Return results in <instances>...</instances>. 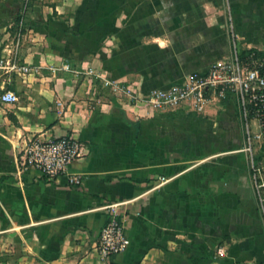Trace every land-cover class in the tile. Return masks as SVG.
<instances>
[{
    "label": "crops",
    "instance_id": "obj_1",
    "mask_svg": "<svg viewBox=\"0 0 264 264\" xmlns=\"http://www.w3.org/2000/svg\"><path fill=\"white\" fill-rule=\"evenodd\" d=\"M27 21L29 71L0 83L18 96L0 103V264H264L245 151L257 121L233 95L199 114L133 99L235 52L264 53V0H34ZM12 43L0 19V55ZM67 134L83 145L68 167L81 186L20 165L29 139ZM108 205L129 245L102 259Z\"/></svg>",
    "mask_w": 264,
    "mask_h": 264
},
{
    "label": "built area",
    "instance_id": "obj_2",
    "mask_svg": "<svg viewBox=\"0 0 264 264\" xmlns=\"http://www.w3.org/2000/svg\"><path fill=\"white\" fill-rule=\"evenodd\" d=\"M31 0H23L19 21L12 35V47L0 55V83L12 74L27 73L29 68L22 65L19 54L20 41L27 31L26 21L28 5ZM63 69L69 70V64ZM113 91L123 92V86L111 82ZM128 92V90L126 91ZM236 98L238 109L246 121L254 120L259 131L246 133L247 146L252 162L255 192L259 201L264 227V175L263 167L255 160V146L264 143V58L253 54L246 59L235 52L231 57L217 60L207 70L193 72L179 82L165 88L153 89L142 96H133L136 101L146 103L153 110H187L199 114L204 111L213 96ZM18 96L11 90L1 88L0 103L13 104ZM58 106L62 103L57 102ZM83 156V145L73 135H64L43 140L33 137L28 140L20 156V165L37 170L41 177L54 181L66 174L68 184L79 187L83 183L82 175L68 173V167ZM109 218L102 228L96 251L100 258L108 259L121 253L129 245L125 226L120 219L116 205H108Z\"/></svg>",
    "mask_w": 264,
    "mask_h": 264
},
{
    "label": "rangeland",
    "instance_id": "obj_3",
    "mask_svg": "<svg viewBox=\"0 0 264 264\" xmlns=\"http://www.w3.org/2000/svg\"><path fill=\"white\" fill-rule=\"evenodd\" d=\"M34 0L29 3L28 11L32 7ZM23 6V0H0V19L1 22L5 24L7 30L14 34L15 26L14 23V14L20 12Z\"/></svg>",
    "mask_w": 264,
    "mask_h": 264
},
{
    "label": "trees",
    "instance_id": "obj_4",
    "mask_svg": "<svg viewBox=\"0 0 264 264\" xmlns=\"http://www.w3.org/2000/svg\"><path fill=\"white\" fill-rule=\"evenodd\" d=\"M31 2H32V0H31ZM19 18H20V14H19V12H18V10H17V12L14 14V22H18L19 21ZM26 27L28 28V21H26ZM254 55V56H256V57H261V58H264V53H262V52H258V51H256L255 49H247V50H244V51H242L241 53H240V57L242 58V59H246V58H248L250 55ZM262 150H264V143H263V147H262Z\"/></svg>",
    "mask_w": 264,
    "mask_h": 264
}]
</instances>
